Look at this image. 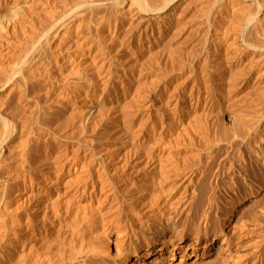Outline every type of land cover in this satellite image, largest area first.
Returning a JSON list of instances; mask_svg holds the SVG:
<instances>
[{
  "label": "bare ground",
  "instance_id": "obj_1",
  "mask_svg": "<svg viewBox=\"0 0 264 264\" xmlns=\"http://www.w3.org/2000/svg\"><path fill=\"white\" fill-rule=\"evenodd\" d=\"M15 1H16V3H14L12 6L9 5V4H11V3H9V4H5V5H1V7H0V15H3V16L7 15L8 19L10 17H14V22H15V20H17L16 18H19V20H20L23 17L26 18V20H29L30 17L33 16V14L37 15L38 13H40V16H41L42 11L41 10L38 11V10L42 9L44 11V9H46L44 7L46 5L45 0L44 1L43 0H14L12 2H15ZM77 1H75V2H77ZM79 1L80 2H78V4L76 6H74V3H73L72 6H74V7H72V8H71V6L68 5L70 8H67L66 10L64 8H63L64 10L61 9L62 10L61 15H59L58 18L55 15L56 19H54V17H53V20H51L52 16L50 17L49 12H47V14L45 12V14L47 16L43 15L44 12L42 13V15H43V17H45V19L47 17L49 18V20H48V18L46 19L49 22L44 20L46 22V24H44V22H42L41 21L42 19H41L40 21L42 22L41 23L42 27H40L41 31L37 32V33H40L39 35L36 36L37 39H35V40L32 39L33 41L31 40V43H29L30 46L28 47V49L26 47H24L25 45L21 46L22 48H26V49H24L25 51L21 48V50L24 51V52L22 51L23 52L22 54H21V52H20V54L16 52L18 54V56L20 55L19 59L17 56V58H16L17 60H13V61H15L14 64L12 63L13 65L12 64L10 65V63H9V69L7 68L8 70H6V72L4 70H2V69H5L6 66H4V67H2V69H0L3 72H5V73H3L4 74L3 79L0 80L1 81L0 82V90L4 89V87L8 83L15 82L17 80V76H18V74H19V72L23 66L22 64L24 62H27L28 60H26V59H28L29 57L33 58L32 55L35 54L34 52L36 51V49H39L40 47H42V45H44V43L46 42L44 40L45 37L50 38L52 36L54 38L55 36H57V34H59V35H61V36L58 35L59 36L58 37L59 42H61L59 39H66V37L68 38V36H70V38L72 39V37H74V34L76 35L75 30L78 27V25L75 26L76 27L75 29L72 28L73 29V30H71L72 32L69 30L71 33H69L67 36L63 31H61V32H63V34H65V35L58 33L59 29L65 25L64 22L69 20L70 24H71V21L74 20L73 17H75L77 15V11L80 8L81 9L82 8H84V9L90 8L91 9V7L99 6L101 4L100 2H103V1L99 2V0L93 1V2L90 0H88V1L87 0H83V1L79 0ZM120 2H118L117 0H112V2H111L112 7H118L117 4ZM128 2L129 3L128 4L126 3L125 6L123 7V10H121L122 14H120V16H119L120 18L117 21L118 23H116V25H115L114 24L115 22H113V24H114V26H112L113 29L111 28L112 29L111 33L108 34V37L106 36V39L109 40V43H111L112 45L115 42L118 43L117 41L120 40L121 38L123 40V38H125L124 36H127V38L125 39V44H126V42H127L126 40H128V42H130L133 39H135L136 37L138 38L137 41L139 43V41L142 39V37H145V39H146V37L154 39V38H157L158 36L160 38L161 36H164L165 34H168V36H170L172 33H174L176 35V32H178V30L186 24V22H185V24L181 27V24H183V23H181V21L178 20V18L180 19V12H182V10L185 8V7H183V5L190 6L189 4H192V3L198 4L199 7L197 6L198 7L197 10H200V12H199L200 13V19H199L200 21L198 23H201L205 29L203 28L204 32L202 33V35L197 34L195 31H193V33L188 36V47L186 48V49L189 48L190 51L193 52L194 49H192V48L198 47V46H200V44H202L201 56L203 55V61L201 62L202 59H200V62L197 63V67L194 65V67L198 70V71L196 70L197 75L194 73H193L194 75L193 74L189 75L190 73L187 72L188 75H186L185 77L183 76V78H179L180 81L177 80V81H174L173 83H171L172 86H169L166 80L164 82V81H162L163 79L161 80V78L159 79L158 77H156V78L153 77L152 75H154V74H151L150 76L148 74L149 79H145V77H144L145 80H143V82H141L142 76L145 74V72H144L145 67L151 63V61H150L151 59L149 60V56H150V58H152V56H153V55L152 56L149 55V53H151V54L159 53L160 49L162 50V48H164V47L161 48V45H163V41H162L161 45H158V44L156 45L155 44L156 42H155L154 46L152 45L153 46L152 50L149 53L147 52L148 58H145V60L146 59H147L146 61L149 60L150 63L147 62L149 64L145 65V60L142 59V56L139 54L141 56L140 59H142V60H140V61L138 59L135 61L133 60V62L130 63L129 67L131 68V66H133V65H134V67H137V68H133V69L137 70V73H136L137 74V81H140V83H144V85H145V83L150 82V86L147 85V87H149L148 88L149 93L145 95L144 92H146V91L143 90L144 91L143 94L145 96H143V95L142 96L145 98H143V97L140 98L142 91L139 92L140 91L139 88H142L143 86L141 87L140 85H142V84H138V86H140V87H138V86H137L138 88L135 87L136 83H137L136 82L134 87L137 90H139L138 91L139 93L135 89L137 92V95H136V92L134 90V91H132V95H130L129 97L132 96L134 98L136 104L137 103H139V104H137V106L136 105L133 106L132 104H134V103H132V102L134 100H132V101L128 100L129 104H130V108H131V106H133L134 108H136L135 109L136 111L131 112L130 109L125 108L127 105L126 103H125L126 104L125 107L123 106L125 109H123V107L121 106L123 103L122 97L124 94H130L129 92L132 88L131 82L127 83V84L124 82L125 88L122 91V97L116 98L112 104L107 106L108 110L110 108L111 112L109 111L110 117L108 120L106 119L107 122H105V128H104L105 133L106 132L111 133V131H114L115 129H117V126L120 127V125H117L118 124L117 121H121L120 119H123L125 121V123L127 124L126 120L131 121L130 118L134 117L133 119H135V125H130L128 123L127 126L128 125L129 126H128L127 130H125V132H126L125 137L127 138V140H124L123 142H120L118 144H114L113 146H108L109 149H110V147L111 148L113 147L112 150H109L106 146L108 151H105V148H104V150L102 149L103 152L105 151V153L103 154V152L100 151V152H102V154L97 156L99 161L96 160V163L94 162L95 159L93 158V156H91L93 154H91L90 156H85L84 154L79 155L78 153H74L75 149H74V151L69 149L70 151L73 152V154H71V155L69 154V156H66V157L62 156L66 150H64V148L60 147L61 146L60 145L59 147L61 149L58 147L60 150L58 149V151H56V154H55V152L54 153L52 152L53 154H55V156H57L54 159L53 164L50 165L53 167H48L47 168L48 170L45 169L47 171L43 172L44 176L43 177L41 176L42 179H40V180L37 179V181L35 182L36 184L33 186L30 184V186L28 187V189L26 191H24V192L22 191V193H21L22 196L20 198L16 199V201L10 200V198L13 197L12 195H10L11 197H9L10 201H6L3 197H0V264H108L107 259H108V254H110V253H108L109 252L108 247H107L108 244L106 245V242L108 241V236L112 230L115 231L114 240L116 242H121V244L118 243L121 247H123L125 245L129 246L131 244L137 243V236L140 232L147 233V234L151 235L152 238H154V234L160 233L166 227L167 228L171 227L177 233L180 232L181 230H179L178 224L181 221V218L184 216L185 212H187L186 218H188L189 222H190L189 223V225L191 226L190 231H192L195 235H198L201 232L203 226L200 223L197 224V222H196L199 219V217H201L205 221L203 228L205 229V234H206L207 231L209 230V228L212 227V225H210L211 224V215H210L211 213H206V209L202 210L201 208L197 207V205L203 199L208 200L209 207H212V205L214 204V201L211 200L212 197L210 199L211 195L209 194V191L211 190L210 187L212 185V184H210V177L213 175V169H214L215 165L216 164L219 165L218 171H219V174L221 176L220 183H222V185L226 186V188L232 192H236L235 180L233 177H231L233 174H237V176L241 179V182L243 183V186L245 187V189H248V188L253 189V184L251 183V181H249V177L247 176L245 165H241V162L245 161V155L246 154L248 155L249 158L253 157V160L256 164V167L259 166L258 171L262 172V168L260 167V164H261V166H264V111L261 110L260 113H259V111H257L258 113L252 112L253 114H250L251 112L249 111L250 113H247L248 110H246V108H245L246 105L244 104V102H242V104H241V99H239V97L242 96V94H244V93L250 94L249 92L256 93V96L260 95V96H258L259 98H261V96L264 97V0H134L133 2H131V0H130ZM59 3L57 2V4H59ZM67 4H68V2H67ZM70 5H71V3H70ZM188 6H186V7L188 8ZM58 7H60V6H58ZM197 7H195V8H197ZM61 10H60V12H61ZM83 10L78 11V12H82ZM37 11H38V13H37ZM60 12H55V13L60 14ZM48 13H49V16H48ZM104 13L101 12V14H104ZM78 15H77V17H79ZM192 15H193V13L191 14V16ZM195 15H196V13H195ZM27 16H29L28 19H27ZM34 16H33L34 19L31 18V20H34V22L35 21L37 22V18L35 20ZM95 18H96V16H95ZM100 18H98V19H100ZM10 19H12V18H10ZM75 19H76V17H75ZM22 20H24V19H22ZM192 20H193V18H192ZM40 21L38 23H40ZM87 21L89 22V20H86V22ZM29 22H31V21L29 20ZM67 22H66V24H67ZM94 22H96V21H94ZM6 24L8 25V22ZM15 24L17 25V21H16V23H13V25H15ZM43 24H44V26H43ZM86 24H88V23H86ZM1 25H3V24H1ZM16 25L14 27H16ZM65 26H64V28H66ZM3 27L6 28L9 26H3ZM14 27H13V29H14ZM10 28H11V26H10ZM19 28H18V31H20ZM154 28L156 29V33H157L155 36L153 35V33H151V31H153ZM0 29H2L1 26H0ZM13 29L11 28V30H13ZM188 29H190V28H188ZM194 29H196V28L194 27ZM180 30H184V29H180ZM16 31H17V29H16ZM33 31H31V32H33ZM200 31H201V29H200ZM25 32H23V33H25ZM5 33L7 34L6 31H5ZM5 33L0 31V45H2V46L5 45L4 43L8 39L7 38L4 40L5 37L3 38V36L6 35ZM86 33H87V31H86ZM91 33L93 34V32H91ZM94 33H95V31H94ZM178 33L180 34V32H178ZM189 33H191V31ZM34 34H36V31H35V33H33V36H34ZM7 35H6V37H7ZM31 35L29 37L32 38L33 36H31ZM87 35H89V34H87ZM105 35H107V34H105ZM151 35H152V37H151ZM187 35H188V33H186L185 38L183 35V38L186 39ZM171 36H172L171 39L175 38L173 35H171ZM20 37H22V35ZM24 37L25 36L23 35L22 38H24ZM98 37H99V35H98ZM101 37H102V32H101ZM33 38H35V37H33ZM75 38L76 37H74L73 40ZM161 38H163V37H161ZM26 39H27V37H26ZM71 39L70 40L68 39L69 42L67 41V43H69V44H66L67 46L65 45L64 41L62 40L63 42H61V43H63V45H65V48L68 47V45L72 46L75 44V46H77V45H79V43H81V42L78 43V41L72 42ZM101 39H103V38H101ZM179 39H180V37H179ZM28 40H29V38H28ZM91 40H93V39H91ZM47 41H49V40H47ZM153 41H151V43L149 42L150 45L152 44ZM169 41H170V39H169ZM6 42L8 43V40ZM185 42H187V41L185 40L183 43L185 44ZM24 43L27 44V41ZM179 43H181V45L183 44L182 42H179ZM8 44L10 46V43H8ZM90 44L89 45L86 44L85 47L82 45L83 48L80 44L81 48H79V49H82L81 50L82 53L79 52L78 56L83 58L84 62H82V63L85 64V67L87 65L92 71H94V72L96 71V74L94 75L95 76L94 80L92 82L90 81L88 83L89 88L86 85L84 86V89H85V87H87L89 89L88 90L86 88L88 91L87 90L81 91L79 89L80 91L78 92L79 93L78 96L81 98H84L85 96H86L85 98H88V96H92L95 92V89L98 86H105V85L108 86L109 85L108 81H109V77H110L109 75L110 74H108V75H106V74L102 75L101 74L102 76H100V77H98V74H97L99 71L102 72L103 68H105V60H104L105 58L101 57V55L102 54L105 55L106 51H104L105 53H102V54H98L97 52H95L93 54L90 53L89 56H87L88 53L86 52L87 55H84L83 53L89 48ZM105 44L106 43L104 41V45ZM111 44H110V46L107 44V46H105V49L109 50L112 47ZM146 45H148V43ZM176 45L174 47H176ZM6 46H8V45H6ZM75 46H72V47H75ZM127 47H130V46H127ZM166 47H167V45H166ZM172 47L173 46H170V48H172ZM174 47L172 50L170 48L167 49L168 50L167 51L168 58H169V56L172 57L170 60H173L174 57L177 56V55L175 56V54H174L177 51V50H175L176 48H174ZM60 48H61V46H60ZM102 48H104V47H102ZM42 49H44V47ZM49 49H51V48H49ZM122 49H123V46L121 44H119L118 48H115L114 50L121 51ZM3 50H5V49H3ZM188 50H186V51H188ZM40 51H42V50H40ZM109 51H107V52H109ZM111 51H112V48H111ZM198 51H199V49H198ZM47 52H49V51H47ZM98 52L100 53V50H98ZM192 52H190V53L192 54ZM177 53H178V51H177ZM197 53L193 52V55L197 54ZM11 54L12 53H10V55ZM121 54H122V52H121ZM123 54H126V53L124 52ZM161 54H162V51H161ZM178 54L181 55L182 52L178 53ZM2 55H3L2 51H0V56H1L0 60L2 59ZM187 55H188V52L185 56H187ZM106 56H107V54H106ZM158 56H160V55H158ZM197 56L199 57L198 54L196 55V57ZM14 57H15V53H14ZM161 57H162V55H161ZM198 57L196 59H199ZM53 58H55V57H53ZM168 58H166V59H168ZM178 59H181V58L179 57ZM185 59H186V57H185ZM37 60L39 61V59H37ZM83 60H81V61H83ZM143 60H144V62H143ZM81 61H80V63H81ZM130 61H131V58H130ZM181 61H183V63H184V59ZM108 63H109V61H108ZM154 63H156V62H154ZM163 63H165V62H163ZM127 64H129V63H127ZM175 64H173V65H175ZM26 65H28V63ZM156 65H155V68H156ZM171 65L172 64H170V66ZM173 65H172V67H173ZM61 66H62V64H61ZM167 66L168 65H166V67ZM176 66H178L180 70L182 69V68H180L179 65H176ZM124 67H125V65H124ZM178 67H177V70L179 71ZM146 68H150V67H146ZM167 68H170V67H167ZM76 69H78V68H76ZM133 69L132 70L130 69L131 73H133L132 72ZM23 70H25V69H23ZM146 70H149V69H146ZM151 70H150V72H151ZM175 70H176V68H175ZM41 71H44V70H41ZM80 71H82V70L79 69V72ZM106 71H107V69H106ZM108 71H110V70H108ZM115 71L116 70H114V72ZM181 71H183V69ZM71 72L73 74L74 71L72 70ZM79 72L76 73V70H75V72H74V74L76 73L75 74L76 76L74 75L76 77L75 80L77 81V79H78L83 84V82L85 81L84 74H83L84 72H80L82 74H80ZM88 73L90 74V72H88ZM40 74H41V72H40ZM72 74H70V75H72ZM168 74H169V72H168ZM19 76H21V75H19ZM32 76L34 77V75H32ZM37 76H39V75H37ZM67 76H69V75H67ZM57 77H56V79H57ZM59 77H58V79H59ZM61 77H63V76H61ZM87 77H86V80H87ZM160 77H162V76H160ZM28 78H30V77H28ZM162 78H164V77H162ZM18 79H20V78H18ZM61 79H63V78H61ZM71 79H72V77H71ZM121 80H122L121 82L123 83V79H121ZM167 80H168V78H167ZM170 80H172V78ZM32 81L34 82V80H32ZM61 81H63V80H61ZM87 81H89V78ZM26 82H25V84H26ZM86 82H84V83L86 84ZM30 83L27 82V84H30ZM60 83H62V82H60ZM10 84L13 85V83H10ZM79 86H81V85H79ZM22 87H23V85H22ZM38 87H40V86H38ZM147 87H146V90H147ZM20 88H21V85H20ZM120 88H122V86ZM81 89H82V87H81ZM142 89H145V87ZM18 90H20V89H18ZM76 90H78V89H76ZM103 90H106V89H103ZM103 90H102V92H103ZM22 92H23V89H22ZM133 92H135V93L133 94ZM20 93H21V91L18 92L17 96H19ZM36 93L38 94V92H36ZM76 93H77V91H76ZM50 94L52 95V93H50ZM55 94H54V96H55ZM25 95H26V93H25ZM116 95H118V94H116ZM108 96L110 98L111 95L108 94ZM112 96H113V94H112ZM248 96H250V95H248ZM19 97H17V98H19ZM98 97H99V95H98ZM17 98H14V99L16 100ZM10 99H11V97H10ZM41 99L43 100L44 98H41ZM50 99H54V97L50 98ZM62 99H63V97H62ZM97 99H99V100H95L88 105L87 104L85 105L83 103L84 104L83 107L80 110H78L79 114L83 115V117H84V115H88L91 117L93 115L98 116L100 111H101V108L102 109L104 108L103 104H105V103L102 102V98L101 99L97 98ZM255 99H256V97H255ZM55 100H56V98H55ZM242 101H244V99ZM249 101L250 100H248V102ZM256 101H258V100H256ZM73 102H74V100H73ZM248 102H247V104H248ZM63 103H64V101H63ZM259 103H261V101ZM15 104H14V106H15ZM47 104L48 103H46V105ZM42 105H44V104H42ZM253 105H256V104L253 103ZM33 106H34V104H33ZM8 107H9V109H11L10 106H8ZM107 107L105 106V108H107ZM120 107L122 108V110L118 111L120 109ZM248 108L249 107H247V109ZM13 109H15V108H13ZM250 109L252 110V107L249 108V110ZM256 109H258V108H256ZM20 110L22 112V109H20ZM3 111H5V109ZM0 112H1V110H0ZM27 112H29V111H27ZM3 113H5V112H3ZM131 113L133 115L131 117H129L131 115ZM67 114L65 115V118H66ZM100 114H102V112ZM217 114H220V115H217ZM156 115H160V116L162 115V121H160V122L156 121L155 122V120H158L157 119L158 117H157L156 119L153 118L152 122H150L149 118H151V116L153 117ZM216 115L219 117H217ZM53 116H55V115H53ZM88 116H85V119H86V117H87V119H89L90 117L88 118ZM128 117H129V119H128ZM12 118L14 119V117H12ZM93 118L95 120V117H93ZM82 120H83V118H82ZM82 120L79 122H82ZM99 120H101V119H99ZM160 120H161V118H160ZM7 121L0 116V125L3 129V131H2L3 134L0 135L1 136L0 137V143L5 141V139L8 137V135L10 134V131H11V126L9 124V121L8 122ZM87 121H89V120H87ZM55 122H57V121H55ZM60 122H63V121H60ZM60 122H59V124H60ZM132 122H134V121L132 120ZM149 122L152 123L150 126H149ZM24 123H26V122H24ZM64 123H63V125H64ZM95 123H97L96 120H95ZM95 123H93V124H95ZM80 125H79V127H80ZM122 125H124V123ZM53 126H55V124ZM83 126L85 127V125H83ZM64 127L66 128V126H63V128ZM26 130H25V132L29 131V130L28 131H26ZM79 131H81V130L79 129ZM79 131H76V133H78ZM82 132H80V133L82 134ZM90 132H92V131H90ZM80 133H78V135ZM100 133L102 134V132H100ZM114 133L112 135H114ZM118 133H120V132H118ZM123 133H121V134H123ZM108 135H110V134H108ZM89 136H91V135H89ZM44 137H43V139H44ZM51 137H53V136H51ZM59 137H61V136L59 135ZM110 137H107V140ZM125 137H121V138H125ZM23 138H26V137L23 136ZM81 138H83V137H81ZM99 138H102V137H99ZM114 138H115V136H114ZM79 139H80V137H79ZM88 140H91V139H88ZM102 140H104V139H102ZM105 140H106V138H105ZM120 140H122V139H120ZM63 141H65V140H63ZM22 142L24 143V141H22ZM15 143H17V141ZM103 143H104V141H103ZM22 145L24 146L25 144H22ZM106 145H108V144H106ZM1 146H3V145L1 144ZM15 146H16V144H15ZM23 146H21L20 148H22ZM98 146H100V145H98ZM18 147H19V145H18ZM102 147H100L99 149H101ZM8 150H7V152L10 153V151H8ZM22 150H23V148L21 149V151ZM54 150H55V148H54ZM86 150H88V149H86ZM86 150H85V152H86ZM91 151H93V150H91ZM5 152L6 151H3V147H0V155L4 154ZM76 152H78V151H76ZM97 152H98V150H97ZM97 152H94V153L97 154ZM6 153L4 155H6ZM18 153L20 154V152H18ZM31 153H33V152H31ZM49 153H50V151H49ZM65 153L68 154L67 151ZM7 155H6V157L8 158ZM22 156H24V155H22ZM17 157L20 158V156H17ZM39 157L40 156H38V158ZM2 158H4V157H2ZM32 158H33V156H32ZM36 158H37V156H36ZM38 158H37V160L39 161L40 159H38ZM220 158H222L221 161H219ZM50 159H47V160H50ZM20 160L22 161L23 159H20ZM92 160H93L95 165L94 164L91 165ZM0 161H1V159H0ZM7 161H9V159ZM33 161H35V159ZM52 161H50V162L47 161V164L51 163ZM17 162H19V161L16 160L15 163H17ZM97 162H99V163H97ZM6 163L8 164V162H6ZM44 163H42V164H44ZM34 164H36V163H33V166L37 167ZM11 165H12V163H11ZM11 165H10V167H11ZM13 165H15V167H16L17 164H13ZM18 165H20V163ZM8 166H9V164H8ZM8 166H7V168H8ZM27 167H28V165H27ZM39 167H41V166H39ZM46 167H47V165H46ZM18 168H19V166H17L16 169L12 168L13 170L11 169V171L8 173V176L10 178H12L13 180L22 178V177L18 178V176L20 175V172H19L20 169H18ZM24 168H26V167H24ZM21 169H23V168L21 167ZM41 169H43V168H41ZM38 170H39V168H38ZM49 170L51 172L52 171L53 172L50 173ZM27 171H29V170H27ZM30 171H31V169H30ZM6 174H5V176H6ZM51 174H54V175L51 176ZM23 175H25V174H23ZM36 176H38V175H36ZM24 177H23V179H24ZM23 179H19V180H23ZM226 179H229V180H226ZM28 180H29V178H28ZM30 180H32V179H30ZM23 181H21L22 184H23ZM33 181H34V179H33ZM14 182H16V181H14ZM17 182H16V184H17ZM28 183H29V181H28ZM20 184H17V185H20ZM47 184H50V185H47ZM25 186H27V185H25ZM212 187H214V186H212ZM22 189H20V187H19V188H16L15 191L21 192L20 190H22ZM220 189H222V188H220ZM15 191L13 190V192H15ZM15 194H13V195H15ZM17 194H16V196H17ZM111 194L113 196H111V198H108V195H111ZM117 195L122 196V200L120 199V196H119V199L121 200L120 202L117 199L118 198ZM19 196H17V197H19ZM113 200H115V201H113ZM60 202L65 203L64 204L65 208H62V206L59 208L58 204L56 206V203L60 204ZM72 206H75L74 209L76 208L75 211L72 209L74 211L72 214V215H74V218H73V216H71L73 219L72 218L70 220H67L68 218L67 219L64 218V220L61 219L62 217H64V214L68 215V213H70L69 211L72 212V210H70L71 209L70 207H72ZM62 220L65 222V223L63 222L65 224L64 227H63L62 222H61ZM214 225H215V223H214ZM154 232H156V233H154ZM117 247L119 248V246H117ZM125 249H126V247H125ZM118 252L120 253L121 250H119ZM123 253L126 254L127 252L125 251ZM192 264H221V262L219 260H216V258H206L204 260H200V261H197V263L195 262Z\"/></svg>",
  "mask_w": 264,
  "mask_h": 264
},
{
  "label": "rangeland",
  "instance_id": "obj_2",
  "mask_svg": "<svg viewBox=\"0 0 264 264\" xmlns=\"http://www.w3.org/2000/svg\"><path fill=\"white\" fill-rule=\"evenodd\" d=\"M14 0H0V7L1 5H5V4H9V5H13L15 2H12ZM44 1V0H43ZM50 1V2H49ZM64 1V2H63ZM70 1V2H69ZM45 0V8L44 11L42 9H39L38 11H42L41 12V16H40V13H38L37 11V15L36 14H33V16L35 17V20L37 18V22L34 20H31L32 17H30V21L29 20H26V18H22L19 20V18H16L17 20H15L14 22V17H10L12 19H8L7 18V15H0V26L2 29H0L1 32L5 33V31L7 32V37L6 35L3 36L4 40L7 39L8 40V43H10V46L9 44L5 41V45L2 46L0 45V51H2V61L0 60V69H2V67L6 66L5 69H2L6 72V70L9 69V63L10 65L13 63H15V61L13 60H17V56L20 52L21 54L25 51L24 49H28V47L30 46L29 43H31V40L32 39H37V35H39L40 33H37V32H40L41 31V28L42 27L41 23L44 22V24H46L45 21L49 22V18L48 20L45 19L44 16H47V12L50 13V17L52 18L51 20H53V17L54 19H56V17L58 18L59 15H61L62 13V10H66L67 8H70L69 6L74 7L78 4V2H80L79 0ZM74 1V2H73ZM77 1V2H75ZM83 1V0H82ZM88 1V0H87ZM90 1H97V0H90ZM100 1H103V2H100ZM118 3L117 6L118 7H112V0H99V2L101 3L99 6H94V7H91L88 8V9H84V8H80L78 11H81L83 10L82 12H78L77 11V15L79 17H77V15L75 17H73L74 20L71 21V24H70V21L67 20L65 21V27L62 26L60 29H59V32L60 34H63V32L68 36L69 33H71L73 29H75L78 25V27L76 28V35L74 34V37H76L74 40L72 37V39L70 38V36H68V38L66 37V39H59L61 42L64 41L65 45L66 44H69L67 43L68 39L72 40V42H81L79 43V45L75 46L72 45V46H75V47H72L71 45L68 47L65 48V45H63V43L59 42L58 41V37L61 36L59 34H57V36H55L54 38L51 36L50 38H47L45 37L43 43L44 45H42V47H40L39 49H36V51L34 52L35 54H33V58L32 57H29L28 59L26 60H30L29 62H24L22 65V69L20 70L18 76H17V80L15 82H10V83H13V85H11L10 83H8L4 89H1L0 90V110H1V114L0 116L5 119L6 121L8 120L9 121V124L11 126V131H10V134L8 135V137L5 139V141L1 142L0 143V147H3V151H10L9 152H5L6 155L8 156V158L6 157V155L4 154H1L0 155V197H3L6 201H16V199L20 198L22 196V191H26L28 189V187L30 186V184L33 186L35 185L37 179L40 180L42 179V177L44 176V173L45 171H47L48 167H53V166H50L53 164L54 162V159L57 157L55 156L56 154V151H58V149L60 147L64 148V150H66L68 152L67 153H63L62 156H69V154H73L72 151L70 150H73L75 149L74 153H78L79 155H82L84 154L85 156H93V158L95 159L94 162L96 163V160H98L97 156L102 154L104 148H105V151H108L107 148L108 146H113L114 144H118L120 142H123L124 140H127V138L125 137V130H127L128 126L127 124L129 123L130 125H135V119H133L134 117H131L133 114L131 113V115L129 117L131 121L129 120H126L127 121V124L125 123V121L123 119H120L121 121H117V125H120L117 126V129H115L114 131H111V133L109 132H106L105 133V122H107V120L109 119L110 117V108L108 110V107L110 104L113 103V101L118 98V97H122V91L123 89L125 88V83H132V88L130 90V94H124L123 95V103H122V107L126 105L125 108L127 109H130L131 112H135L136 108H134L133 106H137V103L135 102L134 98L132 99L131 97H129L130 95H132V91H134L138 86V84H142L140 85L142 88L145 87V89H142V88H139V90H137V92H141V97L142 98L143 96H145L146 94H148L149 90L147 87L150 86V82L149 83H140V81H137V70L136 69H133V68H137V67H134L131 66V68L129 67L130 66V63L133 62V60H142L145 58H148V53L152 50V47L154 46V43L157 45H161L162 44V41H163V45H161V48L162 50L160 49L159 53L157 54H151L149 53V55H153L152 58H150L149 56V60L146 61L145 60V65L146 64H149L148 66L146 67H150V68H146L145 67V74L142 76V81L145 80V79H149V76L151 74H154L152 75L153 77H158L159 79L161 78L162 81L165 82V80L167 81L168 85L169 86H172L171 83H173L174 81H177L180 79L179 78H183V76L185 77L186 75H188V73H190L189 75H192L193 73L197 75V69L194 67V65L197 67V63L200 62V59L201 62L203 61V55L201 56L202 52H201V48H202V44H200V46L198 47H195V48H192L194 49L193 52L197 53L199 55V59H196V55L197 54H194L193 55V52L190 51V49H186L188 47V36L190 34L193 33V31H195L197 34H201L204 32L203 28L204 26H202L201 23H198L200 20V10H197L198 9V4L197 3H192V4H189L190 6H188V8L183 5V7H185L182 12H180V19L178 18V20L181 21V27L185 24H186L180 28V29H184V30H178V32H180V34L178 32H176V36L174 33H172L171 35H173L175 38L171 39L172 36H168V34H165L164 36H161L163 38H159V36L157 38H147L145 39V37H142V39L139 41L138 43V38L136 37L135 39H133L132 41L128 42V40H126V44H125V39L127 38V36H124L125 38H122L120 40H118L117 42L118 43H114L113 45L111 43H109V40L106 39V36L108 37V34L111 33V30L113 29L112 26H114V24L116 25V23H118V19L120 18V14H122V11L123 10V7L125 6V4L129 3L128 1L130 0H117ZM134 0H131V2H133ZM8 2V3H7ZM53 4H52V3ZM56 2V3H55ZM57 2L59 4H57ZM68 2V4H67ZM63 3V4H62ZM71 3V5H70ZM74 3V6H72V4ZM120 4V5H119ZM56 5V6H55ZM62 5V6H61ZM65 5V6H64ZM67 5V6H66ZM69 5V6H68ZM103 5V6H102ZM60 6V7H58ZM64 6V7H63ZM101 6V7H100ZM197 8H195V7ZM58 7V8H57ZM66 7V8H65ZM97 7V8H96ZM103 7V8H102ZM64 8V9H63ZM95 8V9H94ZM112 8V9H111ZM50 11H49V10ZM58 9V10H57ZM62 9V10H61ZM103 9V10H102ZM190 9V10H189ZM197 11H196V10ZM47 10V11H46ZM61 10V12H60ZM85 11V12H84ZM112 13H111V12ZM44 12V13H43ZM46 12V14H45ZM52 12V13H51ZM54 12V13H53ZM55 12H60L59 13H55ZM104 13V14H101ZM43 13V15H42ZM49 13H48V16H49ZM85 13V14H84ZM108 13V14H107ZM193 13V17L191 16V14ZM196 13V15H195ZM99 16H98V15ZM117 14V15H116ZM56 15V17H55ZM94 15V16H93ZM104 17H103V16ZM6 16V17H5ZM30 16V15H29ZM29 16H27V19L29 18ZM40 16V17H39ZM98 19H96L95 18ZM179 16V15H178ZM199 16V17H198ZM39 17V18H38ZM43 17V18H42ZM81 17V18H80ZM84 19H83V18ZM117 17V18H116ZM188 17V18H187ZM193 20H192V18ZM34 19V18H33ZM39 19V20H38ZM42 19V20H41ZM96 19V20H95ZM188 19V20H187ZM42 22H41V21ZM45 20V21H44ZM86 20H89V22ZM96 22H94V21ZM106 20V21H105ZM185 20V21H184ZM17 21V25L16 27H14L15 25H13V23H16ZM33 21V22H32ZM40 21V23H38ZM79 21V22H78ZM85 21V22H84ZM93 21V22H92ZM98 21V22H97ZM105 21V22H104ZM112 21V22H111ZM183 21V22H182ZM3 22V23H2ZM8 22V25L6 23ZM10 22V23H9ZM26 22V23H25ZM29 22V23H28ZM67 22V24H66ZM77 22V23H76ZM101 22V23H100ZM113 22H115L113 24ZM28 23V24H27ZM32 25H31V24ZM37 23V24H36ZM88 23V24H86ZM91 23V24H90ZM3 24V25H1ZM20 24V25H19ZM27 24V25H26ZM35 24V25H34ZM43 24V26H44ZM96 24V25H95ZM113 24V25H112ZM70 25V26H69ZM98 25V26H97ZM199 25V26H198ZM3 26H9V27H3ZM14 29L11 30V28ZM21 26V27H20ZM23 26V27H22ZM88 26V27H87ZM111 26V27H110ZM188 26V27H187ZM21 29H20V28ZM35 27V28H34ZM38 27V28H37ZM86 29H85V28ZM90 27V28H89ZM194 27L196 29H194ZM18 28L20 31H18ZM24 28V29H23ZM34 28V29H33ZM44 28V27H43ZM71 28V29H70ZM73 28V29H72ZM112 28V29H111ZM190 28V29H188ZM5 29V30H4ZM10 29V30H9ZM17 29V31H16ZM63 29V30H62ZM68 29V30H67ZM201 29V31H200ZM205 29V28H204ZM29 30V31H28ZM34 30V31H33ZM38 30V31H37ZM71 32H70V31ZM87 33H86V31ZM191 33H189L190 31ZM11 31V32H10ZM26 31V32H25ZM33 31V32H31ZM36 31V34H34L33 36V33H35ZM63 31V32H61ZM68 31V32H67ZM95 31V33H94ZM102 32V37H101V32ZM109 31V32H108ZM183 31V32H182ZM14 32V33H13ZM25 32V33H23ZM31 32V33H30ZM82 32V33H81ZM84 32V33H83ZM93 32V34L91 33ZM17 33V34H16ZM23 37V35L25 36L24 38L20 37L21 35ZM27 33V34H26ZM151 33H153V35L155 36L157 33H156V29L154 28L153 31H151ZM186 33H188L187 35V38L184 39L186 36ZM32 34V35H31ZM63 34V35H65ZM89 34V35H87ZM107 34V35H105ZM15 35V36H14ZM33 36L35 38H31L29 36ZM59 35V36H58ZM85 35V36H84ZM94 35V36H93ZM99 35V37H98ZM183 35H184V38H183ZM83 36V37H82ZM13 37V38H12ZM19 37V38H18ZM27 37V39H26ZM49 37V36H48ZM57 37V38H56ZM152 37V35H151ZM180 37V39H179ZM17 38V39H16ZM22 38V39H21ZM29 38V40H28ZM47 38V39H46ZM61 38V37H60ZM78 38V39H77ZM82 38V39H81ZM95 38V39H94ZM103 38V39H101ZM159 38V39H158ZM183 40H182V39ZM20 39V40H19ZM24 39V40H23ZM52 39V40H51ZM93 39V40H91ZM170 39V41H169ZM179 39V40H178ZM49 40V41H47ZM63 40V41H62ZM91 40V41H90ZM154 40V41H153ZM187 41L185 42V44L183 43L184 41ZM18 41V42H17ZM27 41V44L24 43ZM33 41V40H32ZM51 41V42H50ZM66 41V42H65ZM94 41V42H93ZM104 41H105V45H104ZM107 41V42H106ZM152 42V44L150 45V43ZM168 43H167V42ZM182 42L183 44L181 45V43L179 42ZM69 42V41H68ZM142 42V43H141ZM150 42V43H149ZM161 42V43H160ZM166 42V43H165ZM7 43V44H6ZM22 43V44H21ZM60 43V44H59ZM91 43V44H90ZM95 43V44H94ZM130 43V44H129ZM136 43V44H135ZM148 43V45H146ZM171 43V44H170ZM178 43V44H177ZM12 44V45H11ZM21 44V45H20ZM47 44V45H46ZM62 44V45H61ZM72 44V43H71ZM83 45L84 47L87 45L90 44L89 48L83 53L84 55H90V53H95L97 52L98 54H102V53H105L104 51H106L105 55L102 54L101 57L105 58V68H103V71L102 72H98V77L106 74H110L109 76V85H105V86H98L96 89H95V92L92 96H88V98H81L78 96V92L81 90H87L89 88V85L88 83L91 81L94 80V75L96 74V71H92L87 65L85 67V64H83L82 62H84L83 58L82 57H79L78 54L79 52L82 53V49H79L81 48V46ZM107 44L110 46V44L112 45V51H111V48L109 50H106L105 49V46H107ZM119 44H121L123 46V51H116L114 50L115 48H118ZM129 44V45H128ZM176 47H174L175 45ZM8 45V46H6ZM25 45V46H24ZM52 45V46H51ZM61 48H60V46ZM153 45V46H152ZM167 45V47H166ZM6 46V47H5ZM15 46V47H14ZM18 46V47H17ZM20 46V47H19ZM21 46H24L26 48H22ZM50 46V47H49ZM54 46V47H53ZM67 46V45H66ZM82 46V48H83ZM100 46V47H99ZM127 46H130V47H127ZM133 46V47H132ZM144 46V47H143ZM170 46H173L174 48H176L175 50L178 51V53H181L182 54H178L177 51L175 54L176 57H174L173 60H170L172 57L169 56L168 58V54H167V49L170 48ZM9 47V48H8ZM17 47V48H16ZM44 47V49H42ZM104 47V48H102ZM149 47V48H148ZM170 48L171 50L173 49ZM178 47V48H177ZM8 50H7V49ZM21 48L24 50H21ZM51 48V49H49ZM65 48V49H64ZM125 48V49H124ZM136 48V49H135ZM2 49V50H1ZM5 49V50H3ZM47 49V50H46ZM70 49V50H69ZM131 49V50H130ZM142 49V50H141ZM165 49V50H164ZM191 49V50H192ZM199 49V51H198ZM39 50V51H38ZM42 50V51H40ZM72 50V51H71ZM96 50V51H95ZM98 50H100V53L98 52ZM103 52H102V51ZM115 52H114V51ZM149 50V51H148ZM185 50V51H184ZM188 50V51H186ZM4 51V52H3ZM23 51V52H22ZM49 51V52H47ZM65 51V52H64ZM109 51V52H107ZM127 51V52H126ZM145 53H144V52ZM161 51H162V54H161ZM197 51V52H196ZM17 52V53H16ZM71 54H70V53ZM87 52V53H86ZM122 52V54H121ZM126 53V54H123V53ZM138 52V53H137ZM148 52V53H147ZM188 52V55L185 56ZM192 52V54L190 53ZM5 53V54H4ZM10 53H12L10 55ZM14 53H15V57H14ZM37 53V54H36ZM40 53V54H39ZM54 53V54H53ZM110 53V54H109ZM113 53V54H112ZM185 53V54H184ZM59 54V55H58ZM107 54V56H106ZM120 54V55H119ZM129 54V55H128ZM142 56V59L141 56ZM147 54V55H146ZM191 54V55H190ZM9 55V56H8ZM52 55V56H51ZM115 55V56H114ZM127 55V56H126ZM131 55V56H130ZM160 55V56H158ZM162 55V57H161ZM180 55V56H179ZM190 55V56H189ZM193 55V56H192ZM6 56V57H5ZM20 56V55H19ZM19 56H18V59H19ZM36 56V57H35ZM38 56V57H37ZM50 56V57H49ZM71 56V57H70ZM73 56V57H72ZM105 56V57H104ZM114 56V57H113ZM121 56V57H120ZM144 56V57H143ZM41 59H40V58ZM48 57V58H47ZM55 57V58H53ZM62 57V58H61ZM117 57V58H116ZM129 59H128V58ZM159 59H157V58ZM181 58V59H178V58ZM186 57V59H185ZM202 57V58H201ZM1 58V56H0ZM13 58V59H12ZM79 58V59H78ZM119 58V59H118ZM130 58H131V61H130ZM161 58V59H160ZM163 58V59H162ZM168 58V59H166ZM188 58V59H187ZM191 58V59H190ZM39 59V61L37 60ZM74 59V60H73ZM117 59V60H116ZM167 61H166V60ZM184 59V63L183 60ZM25 60V61H26ZM55 62H54V61ZM70 60V61H69ZM81 63H80V61ZM107 60V61H106ZM114 62H113V61ZM121 60V61H120ZM143 60V62H144ZM164 60V61H163ZM190 60V61H189ZM13 61V62H12ZM33 61V62H32ZM38 61V62H37ZM44 63H43V62ZM65 61V62H64ZM109 61V63H108ZM156 63H154V62ZM160 63H159V62ZM172 61V62H171ZM2 62V63H1ZM37 62V63H36ZM62 62V63H61ZM122 62V63H121ZM149 62V63H147ZM165 62V63H163ZM171 62V63H170ZM28 63V65L26 64ZM30 63V64H29ZM33 63V64H32ZM40 63V64H39ZM64 63V64H63ZM108 63V64H107ZM129 63V64H127ZM162 63V64H161ZM167 63V64H166ZM176 63V64H175ZM5 64V65H4ZM7 64V65H6ZM12 64V65H13ZM25 64V65H24ZM38 64V65H37ZM49 64V65H48ZM58 64V65H57ZM62 64V66H61ZM72 64V65H71ZM110 64V65H109ZM125 67H124V65ZM154 64V65H153ZM157 64V65H156ZM162 66H161V65ZM170 64H175L170 66ZM3 65V66H2ZM42 65V66H41ZM68 65V66H67ZM153 65V66H152ZM155 65H156V68H155ZM160 65V66H159ZM165 65V66H164ZM166 65H168L167 67H170V68H167ZM176 65H179L180 68L183 69V71H181L179 69L178 66ZM186 65V66H185ZM189 65V66H188ZM8 66V67H7ZM33 66V67H32ZM35 66V67H34ZM45 66V67H44ZM59 66V67H58ZM65 66V67H64ZM70 66V67H69ZM74 68H73V67ZM76 66V67H75ZM78 66V67H77ZM82 66V67H81ZM108 66V67H107ZM116 66V67H115ZM152 66V67H151ZM164 66V67H163ZM184 66V67H183ZM27 69H26V68ZM55 67V68H54ZM63 67V68H62ZM120 67V68H119ZM163 67V68H162ZM168 69H166V68ZM176 70H175V68ZM177 67L179 69V71L177 70ZM186 67V68H185ZM8 68V69H7ZM31 68V69H30ZM66 68V69H65ZM72 68V69H71ZM78 68V69H76ZM154 68V69H153ZM172 68V69H171ZM188 68V69H187ZM25 69V70H23ZM69 69V70H68ZM79 69H81L82 71L80 72H84V78H85V81L86 82L89 78V81L86 82V84L83 82V84L77 79V81L75 80L76 79V73L79 72ZM107 69V71H106ZM118 69V70H117ZM133 69V73H131L130 71ZM146 69H149V70H146ZM152 69V70H151ZM160 71H159V70ZM164 69V70H163ZM190 69V70H189ZM195 69V70H194ZM2 70H0L1 74H0V80L3 79V76L5 72H3ZM34 70V71H33ZM41 70H44V71H41ZM57 70V71H56ZM59 70V71H58ZM74 71L76 70V73L72 74L71 71ZM78 70V71H77ZM85 70V71H84ZM90 70V71H89ZM110 70V71H108ZM114 70H116L114 72ZM151 70V72H150ZM157 70V71H156ZM172 70V71H171ZM175 72H174V71ZM197 70V71H196ZM30 73H29V72ZM32 71V72H31ZM90 72V74L88 72ZM181 71V72H180ZM192 71V72H191ZM41 72V74H40ZM46 72V73H45ZM65 72V73H64ZM68 72V73H67ZM79 72V73H80ZM104 72V73H103ZM106 72V73H105ZM108 72V73H107ZM118 72V73H117ZM167 74H166V73ZM169 72V74H168ZM188 72V73H187ZM25 73V74H24ZM87 75H86V74ZM93 73V74H92ZM112 73V74H111ZM120 73V74H119ZM124 73V74H123ZM176 73V74H175ZM178 73V74H177ZM24 74V75H23ZM58 74V75H57ZM72 74V75H70ZM82 74V73H80ZM102 74V75H101ZM127 74V75H126ZM133 74V75H132ZM149 74V76H148ZM160 74V75H159ZM193 74V75H194ZM21 75V76H19ZM26 75V76H25ZM30 75V76H29ZM34 75V77L32 76ZM36 75V76H35ZM39 75V76H37ZM63 77H61V76ZM65 75V76H64ZM69 75V76H67ZM75 75V76H74ZM129 75V76H128ZM165 75V76H164ZM172 75V76H171ZM178 75V76H177ZM195 75V76H196ZM25 76V77H24ZM41 76V77H40ZM59 79H58V77ZM75 78H74V77ZM88 76V77H87ZM122 76V77H121ZM164 78H162V77ZM30 77V78H28ZM33 79H32V78ZM43 77V78H42ZM57 77V79H56ZM65 77V78H64ZM67 77V78H66ZM70 79H69V78ZM72 77V79H71ZM86 77H87V80H86ZM145 77V79H144ZM20 78V79H18ZM26 78V79H25ZM45 78V79H44ZM49 78V79H48ZM63 78V79H61ZM74 78V79H73ZM115 78V79H114ZM151 78V77H150ZM168 78V80H167ZM172 78V80H170ZM177 78V79H176ZM30 79V80H29ZM41 79V80H40ZM44 79V80H43ZM66 79V80H65ZM92 79V80H91ZM123 79V83L121 82ZM34 80V82L32 81ZM63 80V81H61ZM127 82H126V81ZM19 83H18V82ZM30 83V84H27V82ZM57 81V82H56ZM62 83H60V82ZM68 81V82H67ZM73 81V82H72ZM79 81V82H78ZM148 81V80H147ZM1 82V81H0ZM24 82V83H23ZM26 82V84H25ZM36 82V83H35ZM67 82V83H66ZM72 82V83H71ZM79 84H78V83ZM125 82V83H124ZM137 82V83H136ZM139 82V83H138ZM15 83V84H14ZM65 85H64V84ZM81 83V84H80ZM114 83V84H113ZM122 83V84H121ZM134 83V84H133ZM135 83H136V86H135ZM170 83V84H169ZM18 84V85H17ZM32 84V85H31ZM40 84V85H39ZM70 84V85H69ZM121 84V85H120ZM11 85V86H10ZM16 85V86H15ZM20 85H21V88H20ZM23 85V87H22ZM54 85V86H53ZM61 85V86H60ZM81 85V86H79ZM87 86L85 87L84 89V86ZM29 86V87H28ZM40 86V87H38ZM47 86V87H46ZM49 86V87H48ZM72 86V87H71ZM122 86V88H120ZM135 86V87H134ZM138 86V87H140ZM12 89H11V88ZM67 87V88H66ZM74 87V88H73ZM79 87V88H78ZM82 87V89H81ZM137 87V88H138ZM146 87H147V90H146ZM20 90H18V89ZM36 88V89H35ZM39 88V89H38ZM73 88V89H72ZM87 88V89H86ZM22 89H23V92H22ZM28 89V90H27ZM66 89V90H65ZM68 89V90H67ZM78 89V90H76ZM80 89V90H79ZM103 89H106V90H103ZM112 89V90H111ZM133 89V90H132ZM8 90V91H7ZM11 90V91H10ZM13 90V91H12ZM47 92H46V91ZM57 90V91H56ZM60 92H59V91ZM73 90V91H72ZM77 93H76V91ZM89 90V89H88ZM87 90V91H88ZM103 90V92H102ZM109 90V91H108ZM119 90V91H118ZM121 90V91H120ZM135 90V92H136ZM146 92H144V91ZM10 91V92H9ZM20 97L17 96L18 95V92H20ZM35 91V92H34ZM44 93H43V92ZM38 92V94L36 93ZM46 92V93H45ZM52 93V95L50 93ZM71 92V93H70ZM74 92V93H73ZM110 92V93H109ZM113 92V93H112ZM133 92V94L135 93ZM137 92H136V95H137ZM138 92V93H139ZM144 92V94H143ZM26 93V95H25ZM48 93V94H47ZM56 93V94H55ZM60 93V94H59ZM69 93V94H68ZM250 94H242V96L239 97V99H241V104L242 102H244V104L246 105L245 108L246 110H248L247 113H250V114H253L254 112L256 113L257 111H264V97L261 96V98H259L258 96H256V93H252V92H249ZM252 93V94H251ZM23 94V95H22ZM30 96H29V95ZM55 94V96H54ZM108 94H110V98L108 96ZM113 94V96H112ZM118 94V95H116ZM240 94V95H241ZM247 96H246V95ZM8 95V96H7ZM33 95V96H32ZM43 95V96H42ZM47 95V96H46ZM58 95V96H57ZM99 95V97H98ZM105 95V96H104ZM143 95V96H142ZM250 95V96H248ZM37 96V97H36ZM46 96V97H45ZM61 96V97H60ZM66 96V97H65ZM108 96V97H107ZM246 96V97H245ZM5 97V98H4ZM11 97V99H10ZM19 97V98H17ZM54 99H50V98H53ZM58 97V98H57ZM60 97V98H59ZM63 97V99H62ZM92 97V98H91ZM95 97V98H94ZM125 97V98H124ZM256 97V99H255ZM258 97V98H257ZM263 97V98H262ZM3 98V99H2ZM14 98H17L16 100ZM36 98V99H35ZM40 100H39V99ZM41 98H44L43 100ZM56 98V100H55ZM97 98H102V102L105 103L103 104L104 108L102 109L101 108V111L100 113L102 112V114L99 113V117L96 116V115H93L92 117L91 116H88V115H80L79 114V111L83 105L85 104H90L91 102L95 101V100H99ZM108 98V99H107ZM145 98V97H143ZM5 99V100H4ZM13 99V100H12ZM32 99V100H31ZM60 99V100H59ZM62 99V100H61ZM84 99V100H83ZM127 99V100H126ZM244 99V101H242ZM252 99V100H251ZM10 100V101H9ZM31 100V101H30ZM39 100V101H38ZM72 100V101H71ZM74 100V102H73ZM107 100V101H106ZM126 100V101H125ZM132 101L134 100L132 103L133 106H131L130 108V104H129V101ZM146 100V99H145ZM248 100H250L248 102ZM261 101V103H259ZM64 101V103H63ZM252 101V102H251ZM257 103H256V102ZM29 102V103H28ZM39 102V103H38ZM70 102V103H69ZM128 102V103H127ZM248 102V104H247ZM16 103V104H15ZM46 103H48L46 105ZM59 105H58V104ZM75 103V104H74ZM84 103V104H83ZM126 103V104H125ZM253 105V103H255L256 105ZM3 104V105H2ZM9 104V105H8ZM12 104V105H11ZM15 104V106H14ZM27 104V105H26ZM34 104V106H33ZM44 104V105H42ZM53 104V105H52ZM57 104V105H56ZM74 104V105H73ZM129 104V105H128ZM19 105V106H18ZM26 107H25V106ZM262 105V106H261ZM11 107V109H9V107ZM13 106V107H12ZM33 106V107H32ZM42 106V107H41ZM49 106V107H48ZM105 106L107 108H105ZM128 106V107H127ZM255 106V107H254ZM26 109H25V108ZM54 107V108H53ZM123 107V109H125ZM247 107L251 108L252 107V110L249 108L247 109ZM2 108V109H1ZM15 108V109H13ZM22 109V112L20 109ZM29 110H28V109ZM258 108V109H256ZM5 109V111H3ZM9 109V110H8ZM106 111H105V110ZM51 110V111H50ZM122 108L120 107V109L118 111H121ZM255 110V111H254ZM10 111V112H9ZM17 111V112H16ZM19 111V112H18ZM25 111V112H24ZM29 111V112H27ZM72 111V112H71ZM110 111V112H109ZM250 111V112H249ZM5 112V113H3ZM9 112V113H8ZM58 112V113H57ZM106 112V113H105ZM253 112V113H252ZM3 113V114H2ZM12 113V114H11ZM22 113V114H21ZM28 113V114H27ZM32 113V114H31ZM68 113V114H67ZM258 113V112H257ZM31 114V115H30ZM67 114L66 118H65V115ZM108 114V115H107ZM216 114V113H215ZM12 115V116H11ZM18 115V116H17ZM55 115V116H53ZM78 115V116H77ZM81 117H80V116ZM217 115H220V114H217ZM216 115V116H217ZM17 116V117H16ZM23 116V117H22ZM76 116V117H75ZM85 116H88L89 119H86L89 120L87 121L85 119ZM104 116V117H103ZM14 117V119L12 118ZM16 117V118H15ZM95 117V120L97 123H95V120L94 118ZM101 119V120H99ZM104 119H103V118ZM128 117V119H129ZM158 117V118H157ZM219 117V116H217ZM19 118V119H18ZM80 118V119H79ZM83 118V120H82ZM153 118H157L158 120H155V122H160L162 121V115H156V116H151V118H149V121L152 122V119ZM161 118V120H160ZM24 119V120H23ZM85 119V120H84ZM98 119V120H97ZM107 119V120H106ZM21 120V121H20ZM82 122H79L81 121ZM103 120V121H102ZM132 120L134 122H132ZM7 121V122H8ZM23 121V122H22ZM57 121V122H55ZM60 121H63V122H60ZM11 122V123H10ZM17 124H16V123ZM26 122V123H24ZM50 122V123H49ZM60 122V124H59ZM65 122V123H64ZM74 122V123H73ZM79 122V123H78ZM84 122V123H83ZM88 122V123H87ZM124 125H122L123 123ZM149 122V126L152 124ZM15 123V124H14ZM41 123V124H40ZM64 123V125H63ZM68 123V124H67ZM71 123V124H70ZM91 123V124H90ZM95 123V124H93ZM29 124V125H28ZM55 124V126H53ZM62 124V125H61ZM67 124V125H66ZM71 126H70V125ZM81 124V125H80ZM126 124V125H125ZM159 124V123H158ZM17 125V126H16ZM24 125V126H23ZM27 125V126H26ZM69 125V126H68ZM74 125V126H73ZM80 125V127H79ZM85 125V127L83 126ZM96 127H95V126ZM49 126V127H48ZM51 126V127H50ZM60 126V127H59ZM63 126H66V128ZM79 128H78V127ZM127 126V127H126ZM24 127V128H23ZM27 127V128H26ZM48 127V128H47ZM54 127V128H53ZM77 127V128H76ZM92 127V128H91ZM95 127V128H94ZM29 128V129H28ZM45 128V129H44ZM53 128V129H52ZM56 128V129H55ZM63 130H62V129ZM74 130H72V129ZM88 128V129H87ZM0 135L3 134V129L0 125ZM27 129V130H26ZM43 129V130H42ZM60 129V130H59ZM77 129V130H76ZM79 129L81 131H79ZM104 129V130H103ZM22 130V131H21ZM28 131V132H25ZM84 130V131H83ZM99 130V131H98ZM124 130V131H123ZM76 131H79L78 133L82 132V134L80 133L78 135V133H76ZM92 131V132H90ZM2 132V133H1ZM25 132V133H24ZM71 132V133H70ZM74 132V133H73ZM86 132V133H85ZM94 132V133H93ZM102 132V134L100 133ZM104 132V133H103ZM115 132V133H114ZM120 132V133H118ZM124 132V133H123ZM29 133V134H28ZM62 133V134H61ZM69 133V134H68ZM100 133V134H99ZM114 133V135H112ZM121 136V137H125V138H121L118 134ZM123 133V134H121ZM56 134V135H55ZM71 134V135H70ZM84 134V135H83ZM93 134V135H92ZM99 134V135H98ZM106 134V135H105ZM110 134V135H108ZM27 135V136H26ZM59 135L61 137H59ZM69 137H68V136ZM78 135V136H77ZM88 135V136H87ZM91 135V136H89ZM97 135V136H96ZM113 137H112V136ZM118 135V136H117ZM123 135V136H122ZM23 136H25L26 138H23ZM44 139H43V137ZM53 136V137H51ZM64 136V137H63ZM75 136V137H74ZM77 136V137H76ZM95 136V137H94ZM104 136V137H103ZM111 136V137H110ZM115 136V138H114ZM1 137V136H0ZM19 137V138H18ZM80 137V139H79ZM83 137V138H81ZM87 137V138H86ZM99 137H102V138H99ZM107 137H110L108 140H107ZM57 138V139H56ZM73 138V139H72ZM106 138V140H105ZM114 138V139H113ZM30 139V140H29ZM54 139V140H53ZM88 139H91V140H88ZM104 139V140H102ZM117 139V140H116ZM122 139V140H120ZM65 140V141H63ZM84 140V141H83ZM114 140V141H113ZM17 141V143H15ZM24 141V143L22 142ZM30 143H29V142ZM101 141V142H100ZM104 141V143H103ZM20 142V143H19ZM22 142V143H21ZM95 142V143H94ZM39 143V144H38ZM61 143V144H60ZM88 143V144H87ZM1 144L3 146H1ZM16 144V146H15ZM19 147H18V145ZM22 144H25L24 146ZM30 144V145H29ZM47 144V145H46ZM51 144V145H50ZM85 144V145H84ZM108 144V145H106ZM23 146V150L21 151L22 148H20L21 146ZM61 145V146H60ZM97 145V146H96ZM100 145V146H98ZM7 146V147H6ZM11 146V147H10ZM28 146V147H27ZM34 146V147H33ZM52 146V147H51ZM57 146V147H56ZM60 146V147H59ZM103 146V147H102ZM107 146V148H106ZM19 149H18V148ZM40 149H39V148ZM50 147V148H49ZM59 147V148H58ZM98 147V148H97ZM100 147H102L101 149H99ZM15 150H14V149ZM30 148V149H29ZM48 148V149H47ZM55 148V150H54ZM57 148V149H56ZM80 148V149H79ZM85 148V149H84ZM92 148V149H91ZM113 148V147H112ZM112 148L110 147L109 150H112ZM35 149V150H34ZM61 149V148H60ZM59 149V150H60ZM70 149V150H69ZM77 149V150H76ZM88 149V150H86ZM93 151H91V150ZM103 149V150H102ZM244 149V148H243ZM14 150V151H13ZM19 150V151H18ZM29 150V151H28ZM69 150V151H68ZM86 150V152H85ZM98 150V152H97ZM39 151V152H38ZM44 151V152H43ZM50 151V153H49ZM78 151V152H76ZM82 151V152H81ZM102 151V152H100ZM105 151L103 152V154L105 153ZM13 154H12V153ZM15 152V153H14ZM20 152V154L18 153ZM33 152V153H31ZM48 152V153H47ZM55 152V154L53 153ZM63 152V151H62ZM70 152V153H69ZM80 152V153H79ZM94 152H97L94 153ZM246 152V151H245ZM35 153V154H34ZM10 154V155H9ZM15 154V155H14ZM18 154V155H17ZM24 156H22V155ZM28 154V155H27ZM40 154V155H39ZM95 154V155H94ZM12 155V156H11ZM14 155V156H13ZM20 156L17 157V156ZM35 155V156H34ZM46 157H45V156ZM31 156V157H30ZM35 161H33L34 159ZM38 156H40L38 159H40L39 161L37 160ZM43 156V157H42ZM55 156V157H54ZM4 157V158H2ZM7 159H6V158ZM13 157V158H12ZM24 157V158H23ZM45 157V158H44ZM53 159H52V158ZM19 158V159H18ZM32 158V159H31ZM53 160H51V159ZM9 159V161H7ZM13 161H12V160ZM19 161L17 163L16 160ZM20 159H23L22 161ZM25 159V160H24ZM30 161H29V160ZM46 159V160H45ZM47 159H50V160H47ZM222 158H220L219 161H221ZM4 160V161H3ZM6 160V161H5ZM15 160V161H14ZM27 160V161H26ZM39 162H37V161ZM46 162H45V161ZM12 161V162H11ZM21 161V162H20ZM24 161V162H23ZM47 161L50 162L52 161L51 163H48L47 164ZM99 161V160H98ZM5 162V163H4ZM8 162V164L6 163ZM27 162V163H26ZM32 162V163H31ZM45 162V163H44ZM93 160H92V163L91 165L94 164ZM12 163V165H11ZM20 163V165H18ZM23 163V164H22ZM26 163V164H25ZM29 163V164H28ZM33 163H36L34 165H36L37 167L33 166ZM44 163V164H42ZM99 163V162H97ZM13 164H17V166H19L18 169L19 172H20V175L18 176L19 177H22V178H19V179H23L24 177V181L23 180H19V179H12L8 176V173L11 171V169H16L15 165ZM22 164V165H21ZM26 166H25V165ZM32 164V165H31ZM8 168H7V166ZM11 165V167H10ZM28 165V167H27ZM43 165V166H42ZM47 165V167H46ZM49 165V166H48ZM95 165V164H94ZM241 165H245V168H246V172H247V176L249 177V181H251V183L253 184V189H245V187L243 186V183L241 182V179L237 176V174H233L231 177L234 178L235 180V186H236V192H232V191H229L226 186L222 185V183H220L221 181V176L219 174V171H218V168H219V165H215L214 169H213V175L210 177V184L211 187H210V191H209V194L211 195L210 196V199L212 197L211 200L214 201V204L212 205V207H209V204H208V200L206 199H203L202 201L199 202V204L197 205V207L201 208L202 210L203 209H206V213H211V224L212 227L209 228V230L207 231V233L205 234V229L203 228L204 227V224H205V221L203 220V218L199 217V219L196 221L197 224L200 223L203 227H202V230L201 232L198 234V235H195L192 231H190V225H189V219L186 218V214L187 212L184 213V216L181 218V221L179 222L178 226H179V230H181L180 232H176L174 229H172L171 227H166L164 230H162L160 233H156L154 234V238L151 237V235L147 234V233H142V232H138V236H137V243L135 244H131L129 246L125 245L123 247H121L118 243L121 244V242H116L114 240V237H115V231L112 230L108 236V241L106 242V245L108 247V259H107V263L108 264H192V263H197V261H200V260H204L206 258H216V260H219L221 262V264H264V166H261L260 164V167L262 168V172H259V166L256 167V164L253 160V157H248V155L246 154L245 155V161H242L241 162ZM2 166V167H1ZM4 166V167H3ZM26 168H24V167ZM33 166V167H32ZM41 166V167H39ZM10 167V168H9ZM21 167L23 169H21ZM31 167V168H30ZM92 167V166H91ZM4 168V169H3ZM31 171H30V169ZM43 168V169H41ZM95 168V167H94ZM6 169V170H5ZM12 169V170H13ZM37 171H36V170ZM47 169V170H45ZM3 170V171H2ZM5 170V171H4ZM29 170V171H27ZM35 170V171H34ZM43 170V171H42ZM41 171V172H40ZM50 171V170H49ZM7 174H6V173ZM38 174H37V173ZM40 172V173H39ZM53 172V171H52ZM50 171V173H52ZM4 173V174H3ZM28 173V174H27ZM31 173V174H30ZM34 173V174H33ZM42 173V174H41ZM2 174V175H1ZM6 174V176H5ZM25 174V175H23ZM27 174V175H26ZM40 174V175H39ZM4 175V176H3ZM22 175V176H21ZM38 175V176H36ZM54 174H51V176H53ZM42 176V177H41ZM5 178V179H4ZM29 178V180H28ZM32 179V180H30ZM34 179V181H33ZM36 179V180H35ZM226 180H229V179H226ZM14 181H18L17 184H20V185H17L16 182ZM23 181V184L22 182ZM29 181V183H28ZM15 184V185H14ZM217 184V185H216ZM8 185V186H7ZM23 185V186H22ZM27 185V186H25ZM47 185H50V184H47ZM214 186V187H212ZM12 187V188H11ZM22 189L20 190L21 192H16L15 189L16 188H19ZM27 187V188H26ZM209 188V187H208ZM222 188V189H220ZM25 189V190H24ZM13 190L15 192H13ZM213 190V191H212ZM212 192V193H211ZM20 193L19 195L17 194V197L16 194ZM4 194V195H3ZM15 194V195H13ZM10 195H12L13 197H11ZM5 196V197H4ZM111 196H113L112 194L111 195H108V198H111ZM119 196H120V199L122 200V196L121 195H117V199L118 201L120 202L121 200L119 199ZM7 197V198H6ZM9 197L10 200H9ZM15 197V198H14ZM54 197V196H53ZM8 199V200H7ZM13 199V200H12ZM116 199V200H117ZM115 201V200H113ZM65 202V201H64ZM118 203V202H117ZM59 206V208L62 206V208H65V203H62L60 202L59 203H56V206ZM75 206H72L70 207L71 209L70 210H74ZM196 207V206H195ZM61 208V209H62ZM69 211L70 213L67 214H64V217H62L61 219L64 220L67 219V220H70L73 216L74 218V215L73 214V211ZM201 213V212H200ZM62 215V214H61ZM63 216V215H62ZM70 216V217H69ZM216 216V217H215ZM72 218V219H73ZM61 221L62 222V225L64 227V221ZM213 221V222H212ZM64 222V223H63ZM213 223V224H212ZM215 223V225H214ZM114 231V232H113ZM112 238V239H111ZM119 246V248L117 247ZM126 247V249H125ZM121 250V254L118 252L119 250ZM125 249V250H124ZM124 250V251H123ZM127 252L126 254H124L123 252ZM119 254V255H118ZM109 260V261H108Z\"/></svg>",
  "mask_w": 264,
  "mask_h": 264
}]
</instances>
